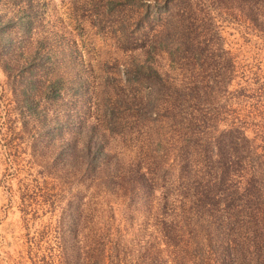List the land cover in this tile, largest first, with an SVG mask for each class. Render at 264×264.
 Segmentation results:
<instances>
[{
	"label": "rangeland",
	"instance_id": "374dc122",
	"mask_svg": "<svg viewBox=\"0 0 264 264\" xmlns=\"http://www.w3.org/2000/svg\"><path fill=\"white\" fill-rule=\"evenodd\" d=\"M159 7L155 17L165 18L166 9L154 0H0V9L15 21L31 19L26 33L23 25L15 27L16 36L24 35L16 52L0 40V264H70L69 255L75 251L69 247L68 227L74 220L80 232L77 238L84 241L88 234L102 240L103 250L112 243L116 229L122 242L132 236L122 208L112 202V184L93 186L81 177L78 190L66 187L67 150L62 138L72 129L66 124L70 118L81 129L94 130L92 142H101L104 133L107 141L101 143L110 151L112 164V129L122 127L128 137L120 142L116 138V145L127 143L133 148L143 141L144 136L136 135L146 133L149 126L148 112L140 103L153 97L149 82L197 85L193 101L201 113L216 116L218 129L230 114L244 112V95L258 93L264 86V33L242 22L231 23L225 14L215 16L224 20L218 22L221 47L181 52L155 44L148 54L130 49L133 37L148 43V38L159 36V17L148 27ZM141 10L144 23L137 25ZM34 51L38 52L33 56L41 57L33 59ZM227 55L234 64L231 80L226 79ZM145 61L152 66L147 72L137 67ZM57 68L64 75L54 85L58 91L54 93L55 80L49 77ZM38 70L44 80H32ZM117 98L125 100L119 109L112 108ZM259 106L264 110V104ZM116 112L122 116L121 126L112 128ZM157 144L161 147V143L153 146ZM146 145L144 139L142 146ZM102 158L96 152L93 164H100ZM61 244L67 255L62 256ZM87 258L79 260L96 264L94 256Z\"/></svg>",
	"mask_w": 264,
	"mask_h": 264
},
{
	"label": "trees",
	"instance_id": "16d2710c",
	"mask_svg": "<svg viewBox=\"0 0 264 264\" xmlns=\"http://www.w3.org/2000/svg\"><path fill=\"white\" fill-rule=\"evenodd\" d=\"M154 2L162 3L168 14L160 19L159 7L148 22L151 27L159 17V36L148 38V43L133 37L130 49L140 48L148 54L155 44L171 45L181 52L200 46L221 47L218 22L224 20L216 17L222 14L231 23L242 22L244 27L264 33V0ZM137 14L136 24H143L142 10ZM30 23L29 18L22 23L15 21L0 9V40L16 52V44L24 35L16 36L15 27L23 25L22 33H26ZM37 52L30 54L33 59L41 57L33 56ZM232 60L226 56L227 80L234 75ZM137 67L146 72L152 68L146 61ZM52 72L55 75L49 79L55 80L52 89L57 93L54 85L64 71L57 68ZM33 75L32 80L45 77L39 70ZM149 83L153 97L140 101L148 112L149 126L146 133L137 131L140 133L136 135L144 136L143 141L133 148H127V143L116 145V138L120 142L128 137L122 127L112 129V164L110 151L101 143L102 139L107 141L104 133L100 134L101 142H92L94 130L81 129L75 118L66 123L72 128L62 138L67 150L66 187L78 190L83 184L81 177L88 178L93 186L112 184V202L122 208L132 231V236L122 242L116 229L112 243L103 250L102 240L91 239L88 234H84V241L77 238L80 232L74 220L68 227L72 239L69 247L75 251L74 256L69 255L70 264H84L87 256H94L96 264H264V134L260 130L264 110L259 108L264 104V86L258 93L244 95V112L230 114L218 129L216 116L201 113L202 108L193 101L192 91L197 85H176L172 80ZM113 100L112 108L125 104L123 99ZM151 109H155L154 117L149 114ZM116 113L112 128L121 126L122 116ZM69 117L67 113L66 120ZM153 143H161V147ZM96 152L103 157L100 164H93ZM86 170L92 173L88 175ZM66 249L61 244L62 256L67 255Z\"/></svg>",
	"mask_w": 264,
	"mask_h": 264
}]
</instances>
